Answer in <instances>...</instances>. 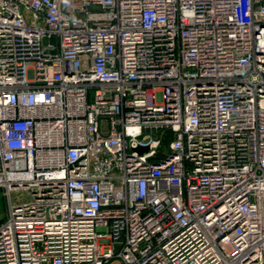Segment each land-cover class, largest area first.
<instances>
[{"label":"built area","instance_id":"1","mask_svg":"<svg viewBox=\"0 0 264 264\" xmlns=\"http://www.w3.org/2000/svg\"><path fill=\"white\" fill-rule=\"evenodd\" d=\"M0 188V264H264V0H0Z\"/></svg>","mask_w":264,"mask_h":264},{"label":"rangeland","instance_id":"2","mask_svg":"<svg viewBox=\"0 0 264 264\" xmlns=\"http://www.w3.org/2000/svg\"><path fill=\"white\" fill-rule=\"evenodd\" d=\"M27 196L28 193L22 189L14 190L11 194L13 201H17V199ZM9 201H10V196L8 195V193H6L4 188H0V221L3 220V218H5L8 212Z\"/></svg>","mask_w":264,"mask_h":264},{"label":"water","instance_id":"3","mask_svg":"<svg viewBox=\"0 0 264 264\" xmlns=\"http://www.w3.org/2000/svg\"><path fill=\"white\" fill-rule=\"evenodd\" d=\"M147 149H148L147 146H141V147L138 148V150H139L140 152H144V151H146Z\"/></svg>","mask_w":264,"mask_h":264}]
</instances>
